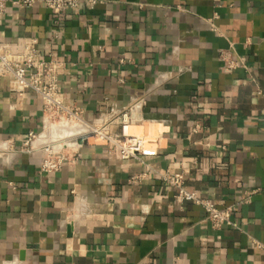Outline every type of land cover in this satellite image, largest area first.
I'll use <instances>...</instances> for the list:
<instances>
[{
	"label": "crops",
	"instance_id": "crops-1",
	"mask_svg": "<svg viewBox=\"0 0 264 264\" xmlns=\"http://www.w3.org/2000/svg\"><path fill=\"white\" fill-rule=\"evenodd\" d=\"M29 44L62 63L86 122L114 130L128 110L144 154L76 143L85 125L48 123L41 98L0 75V141L16 151L0 164V264H264V0H97L56 17L8 4L0 52ZM66 141L71 160L40 172V148ZM180 169L187 190L232 207L229 223L175 200L157 175ZM81 198L92 210L77 223Z\"/></svg>",
	"mask_w": 264,
	"mask_h": 264
},
{
	"label": "built area",
	"instance_id": "built-area-1",
	"mask_svg": "<svg viewBox=\"0 0 264 264\" xmlns=\"http://www.w3.org/2000/svg\"><path fill=\"white\" fill-rule=\"evenodd\" d=\"M97 0H0V15L4 14L8 4L19 8H31L35 4L48 8L54 17L64 10L80 11L83 4L92 7ZM223 57V53H221ZM62 63L53 53L46 56L33 44L26 45L17 57L0 52V75L11 79L15 91L22 96L26 91H32L42 100V110L48 123L68 122L76 125H85L88 139L95 138L109 151H117L122 160L136 159L142 161L144 139L131 133L129 111L124 110L113 116L115 129L110 128V121L100 124H90L83 119L82 111L74 106L67 105L58 78V71ZM35 135L29 134L25 145L28 147ZM66 148V147H65ZM60 145L58 148L50 144L40 150L44 153L39 166L42 173L59 171L62 166L71 160V154ZM158 179L166 186L174 189V198L178 203L193 202L200 206L205 219L214 229H220L231 220L232 207H217L209 199L200 197L196 192L186 188L185 171L174 170L158 173ZM141 177H135L133 182ZM251 192L244 193L242 201H248Z\"/></svg>",
	"mask_w": 264,
	"mask_h": 264
},
{
	"label": "clouds",
	"instance_id": "clouds-1",
	"mask_svg": "<svg viewBox=\"0 0 264 264\" xmlns=\"http://www.w3.org/2000/svg\"><path fill=\"white\" fill-rule=\"evenodd\" d=\"M87 132V128L80 129L79 132H74L73 135L80 136ZM16 156V151L12 148L7 141H0V164L11 165ZM91 201L81 198L79 204L77 202L72 208L73 215L71 216V221L82 222L91 213ZM12 264H18V260H14Z\"/></svg>",
	"mask_w": 264,
	"mask_h": 264
},
{
	"label": "water",
	"instance_id": "water-1",
	"mask_svg": "<svg viewBox=\"0 0 264 264\" xmlns=\"http://www.w3.org/2000/svg\"><path fill=\"white\" fill-rule=\"evenodd\" d=\"M88 139V135L83 136L82 138L76 139L75 142L78 144H86ZM67 142H65L61 147L65 148L67 147Z\"/></svg>",
	"mask_w": 264,
	"mask_h": 264
},
{
	"label": "bare ground",
	"instance_id": "bare-ground-1",
	"mask_svg": "<svg viewBox=\"0 0 264 264\" xmlns=\"http://www.w3.org/2000/svg\"><path fill=\"white\" fill-rule=\"evenodd\" d=\"M68 123V122H67ZM51 130V129H50ZM52 131V130H51ZM64 135V134H63ZM66 135V134H65ZM66 137V136H65ZM69 140V139H68ZM67 143H71V142H69V141H66ZM57 146H59V145H57ZM56 146V147H57ZM61 146V145H60ZM54 147H55V145H54Z\"/></svg>",
	"mask_w": 264,
	"mask_h": 264
},
{
	"label": "rangeland",
	"instance_id": "rangeland-1",
	"mask_svg": "<svg viewBox=\"0 0 264 264\" xmlns=\"http://www.w3.org/2000/svg\"><path fill=\"white\" fill-rule=\"evenodd\" d=\"M55 145V144H54ZM54 145H52V146H54ZM58 145H63V143H59Z\"/></svg>",
	"mask_w": 264,
	"mask_h": 264
}]
</instances>
